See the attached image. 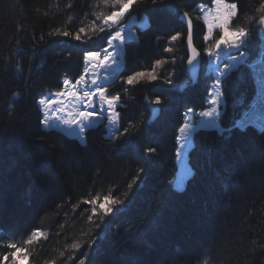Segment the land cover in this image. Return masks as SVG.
I'll return each instance as SVG.
<instances>
[{"label":"trees","instance_id":"16d2710c","mask_svg":"<svg viewBox=\"0 0 264 264\" xmlns=\"http://www.w3.org/2000/svg\"><path fill=\"white\" fill-rule=\"evenodd\" d=\"M228 2L238 3L237 26L250 31L248 55L221 81L219 124L225 131L193 133L192 174L179 190V128L189 108L207 107L215 80L204 66L196 82L189 78L182 15L191 17L202 52L197 5L211 4L139 0L133 6L128 16L146 17L148 24L133 26L136 37L124 43V67L105 86L109 97H120L119 131L109 134L108 119H98L81 142L44 129L37 101L60 92L64 79L76 81L87 51L107 46L105 33L91 27L95 13L111 9L100 0H0V264L12 259L3 262L13 251L7 245L20 246L33 231L43 235L22 245L28 256L23 264H264V105L252 67L264 61V38L247 20L259 15L264 0ZM81 27L85 33L77 41ZM153 69L155 81L126 83L128 76ZM147 97L161 101L155 119ZM150 147L155 151H142ZM106 195L122 203L94 215L91 208ZM96 197V205L85 203ZM74 243L81 247L71 248Z\"/></svg>","mask_w":264,"mask_h":264},{"label":"snow or ice","instance_id":"6c2138e0","mask_svg":"<svg viewBox=\"0 0 264 264\" xmlns=\"http://www.w3.org/2000/svg\"><path fill=\"white\" fill-rule=\"evenodd\" d=\"M100 2L105 6L109 7L111 10L105 13L104 11H99L95 13V20L93 21L91 31L93 33L101 32L105 33V36L101 39L108 45V48H119L123 51L122 45L125 42V26H121V22L124 20L126 14L130 12L134 5L139 3V0H100ZM155 2V0H153ZM209 4L213 7H206L204 4H198L197 8L203 13L202 19L207 26V32L203 39L205 41H210L211 44L207 47V61L209 74H217L215 79V84L212 85V91L208 93L209 99L208 103L212 106L208 111H201L199 116L201 119L199 121L200 128H214L219 134H223L225 129L221 128L218 124V119L221 117L222 113L219 110L222 93L217 91L221 84V78L228 76L232 69H238L239 66L245 62L248 53L244 49L251 43L250 31L246 30L244 27L238 25V15L239 8L238 3L228 2V0H207ZM258 16L247 17L249 23L253 20L255 21V27L252 31L256 32L261 38H264V3H261L260 7L256 9ZM184 17L188 16V13H183ZM100 21L99 24L96 22ZM235 22V23H234ZM188 34L187 43L192 44V33L191 26L192 20L189 18L188 21ZM64 36H69L68 32L59 33ZM81 33H85V28H79V31L75 34V40H81ZM128 39H134V35L129 33ZM177 35H173L171 39L175 41ZM88 40L91 37L87 38ZM87 43V40L84 41ZM117 42V43H113ZM95 47V43H93ZM108 48H100L99 51L90 50L85 54L86 66L84 68V73L79 76V78L72 83L68 79L63 80L64 90L57 93L56 96L59 97H71L72 105L71 107L75 110L69 109L66 116L61 115L55 117L60 120L64 125L68 126L72 132L78 136H82L86 129L93 127L94 123L103 116L104 119H108L113 126L119 123L120 113L117 112L116 106L119 102L120 97L118 95H113L109 97L106 94L104 82L109 83L114 82V74L112 71L113 66L118 63L116 60V55L119 53L110 52ZM167 52H171L172 48L165 49ZM192 56L188 60V64L191 66V71L195 74L197 66L201 63L200 53L195 47L191 49ZM103 53V56L101 54ZM224 60L230 61L226 64L224 69H220V64L216 63ZM163 61L157 60L156 65L161 66ZM253 70L256 73V79L258 84V95L261 100V104L264 105V61H261L259 68L256 65H252ZM99 69H103L100 72ZM155 69L151 72H136L133 75L127 77L126 83L128 85H134L139 83L142 78H147L149 81H155L157 76L154 74ZM104 73H108L105 75ZM86 77H88L86 79ZM118 78V77H115ZM171 83V80L168 81ZM227 83V81H225ZM79 86V87H78ZM39 103L43 106L45 116L43 123L46 126H54L51 123V117L48 115L49 111L63 113L65 109L69 106L65 104L63 99H53L51 95L46 99H41ZM156 104H160L161 101L157 99ZM60 105L56 108H52V105ZM78 105V107H77ZM153 119L156 118L158 112L156 109H152ZM194 115L193 110L189 108L185 113V123L179 128L178 140L181 141L180 148L177 149V156L181 157V163H183V150L186 146L190 145L189 133L192 131V125L190 123L192 116ZM249 120H242L238 123V126L243 128ZM261 127L264 128V117L260 120ZM117 131L119 129L117 128ZM127 131V129H125ZM146 152H154L155 148L142 149ZM188 175H191V169H187ZM182 182V181H181ZM131 187V185H129ZM99 197L91 201H86L85 203H91L96 205V201ZM122 201L113 199L109 195L104 196L103 203L98 204L91 208V212L95 215L98 210H102L105 215L113 211L111 205H119ZM89 220L92 219L91 216L88 217ZM43 234L39 231H33L30 237L26 240L21 241V245L18 246L17 243H9L8 248L13 251L5 254L3 256V262L9 260V256L12 257L11 264H18V260L23 257V259H28L26 255L27 249L24 248L23 244L31 245L33 241L40 239ZM9 239L15 240L17 234L9 233ZM81 245L79 243H74L71 245L73 249H79ZM80 264H84L81 260Z\"/></svg>","mask_w":264,"mask_h":264},{"label":"rangeland","instance_id":"374dc122","mask_svg":"<svg viewBox=\"0 0 264 264\" xmlns=\"http://www.w3.org/2000/svg\"><path fill=\"white\" fill-rule=\"evenodd\" d=\"M206 7H213V5L211 4V5H205ZM201 13V15H200V19L202 20V22H203V19H202V16H203V13L202 12H200ZM129 15V13L128 14H126V16H125V18H124V20L121 22V26H125V36H126V39H125V41L126 40H128V38H127V36H128V34L129 33H131V34H133L134 35V37L136 36L135 35V31L133 30V26H134V24H137L138 26H141V27H144V26H146L147 24H148V19L146 18V17H144L143 19H137L136 17H130V16H128ZM203 24H204V33H203V35H202V41H203V49H202V52H201V56H202V66H204L205 68H204V70H205V72L208 74V76H210V75H212L213 77H214V79H216V75H218V73L217 74H209L208 73V71H207V68H208V64H207V61H208V57H207V52H206V49H207V47H209L210 46V44H211V42L210 41H205L204 39H203V37H204V35L206 34V32H207V26L205 25V23L203 22ZM114 44L115 43H117V42H113ZM124 45V44H123ZM123 45H122V48H123ZM104 48H108V45L107 46H105ZM248 48L246 47L245 49H244V51L247 53V50ZM108 51H110V52H114V54L115 53H119V55H116V60L118 61V63L116 64V65H114L113 66V69L112 70H110V71H112L113 72V74H114V78H115V76H117L118 74H119V72L121 71V69H123V67H124V53H123V51L121 52L120 51V49L119 48H116V49H113V48H108ZM264 54V51L262 52V55ZM261 55V56H262ZM101 56H103V53L101 54ZM262 60V57H261V59L259 60V61H261ZM216 63H219L220 64V69H224V67H225V65L226 64H229L230 63V61H228V60H224L222 63L220 62V61H217ZM85 66H86V61H85V58H84V68H85ZM201 66V67H202ZM99 71L100 72H103V69H99ZM83 73H84V71H83ZM105 75H108V73H104ZM88 77H86V79H87ZM224 77H222L221 78V81H222V79H223ZM71 81V80H70ZM72 83H75V81H71ZM108 83V81H105L104 82V86L106 85ZM215 84V80L211 83V85H210V89H209V92H211L212 91V85H214ZM79 87V86H78ZM64 90V85H63V88H62V90L61 91H63ZM105 90H106V88H105ZM60 91V92H61ZM217 91H219V92H221L222 93V88H221V84H220V86H219V88L217 89ZM208 92V93H209ZM57 93H59V92H56V93H48V94H46L45 96H43V97H41V98H39L38 99V101H37V103H38V106H39V108L41 109V112H42V121H43V119H44V116H45V112H44V108H43V106L39 103V101L41 100V99H46V98H48L50 95H51V97L53 98V99H63L64 100V102H65V104L66 105H68L69 106V108L68 109H65V111L63 112V113H58V112H53V111H49V113H48V115L52 118L51 119V123H52V125H54V126H46L43 122H42V126L45 128V129H47V130H60L61 132H63V133H65V134H67V135H70V136H75V137H77L79 140H81V141H85L86 140V130H85V132L82 134V136H78V135H76V134H74L73 132H72V130L71 129H69L68 128V126H66V125H64L60 120H57L55 117H57V116H61V115H64V116H66V114H67V111L69 110V109H71V110H75L74 108H72L71 107V105H72V99H71V97H57L56 96V94ZM208 99H209V96H207V107L204 109V110H201V111H208V110H210V108L212 107L209 103H208ZM220 99H221V104H220V108H219V110L221 111V109H222V107L224 106V104H225V100H224V96H223V93H222V96L220 97ZM118 104V103H117ZM58 106H60V105H52V108L54 109V108H56V107H58ZM77 107H78V105H77ZM116 110V109H115ZM193 110V109H192ZM201 111H195V110H193V113H194V115L192 116V119H191V121H190V123H191V125H192V131L189 133V137H190V145L189 146H186L185 148H184V150H183V163H181V157H178V172H177V178H176V180H175V187L177 188V189H179V190H181L183 187H184V184H185V181H186V179L190 176V175H188V173H187V169H191V167H190V165H189V163H188V150L190 149V147H191V137H192V134H193V132L199 127V121L201 120V119H206V118H201L200 116H199V113L201 112ZM100 120H104L103 119V117H101V118H99V120L98 121H100ZM98 123V122H97ZM218 124H219V119H218ZM220 125V124H219ZM107 128H108V132H109V134H112V133H114L116 130H117V128H118V124L116 125V126H113L111 123H110V121L109 120H107ZM181 141H179V148H180V145H181ZM191 174H192V169H191ZM182 181V182H181ZM26 261V259H23V257H21L19 260H18V264H23L24 262ZM10 264H11V261L9 262Z\"/></svg>","mask_w":264,"mask_h":264},{"label":"water","instance_id":"95a60500","mask_svg":"<svg viewBox=\"0 0 264 264\" xmlns=\"http://www.w3.org/2000/svg\"><path fill=\"white\" fill-rule=\"evenodd\" d=\"M189 18L191 19V17L189 15L187 17L183 16V21H184V24H185L186 29H187V34H188V30H189L187 21H188ZM191 33H192V38H193L191 45H188L187 36H186V47H187L186 49L188 51L187 60H186V68H187V72H188L189 78L192 81H196L199 78V74H200V68H201V65H202V56H201L200 50L196 47V45L194 43V25H193V21H192V26H191ZM192 47H195L197 49V51L200 53V57H198V59L201 60V63L197 66L195 74H193V72L191 71V66L188 64V60L192 56V52H191ZM145 103H146L148 109L150 110V112L152 114V117H153L152 109H156L157 110L158 115L156 117H158L159 114H160V106L158 104L153 103L149 98H145Z\"/></svg>","mask_w":264,"mask_h":264},{"label":"bare ground","instance_id":"6f19581e","mask_svg":"<svg viewBox=\"0 0 264 264\" xmlns=\"http://www.w3.org/2000/svg\"><path fill=\"white\" fill-rule=\"evenodd\" d=\"M182 17H183V15H182ZM194 43H195V41H194ZM195 45H196V44H195ZM196 47H197V46H196ZM187 52H188V51H187ZM200 52H201V51H200ZM201 66H202V65H201ZM200 72H201V68H200ZM199 77H200V74H199ZM198 79H199V78H198ZM198 79H197V80H198ZM197 80H196V81H197ZM196 81H194V82H196ZM147 98H148V97H147ZM147 108H148V107H147ZM148 110H149V109H148ZM149 111H150V110H149ZM160 111H161V108H160ZM204 130H205V129H204Z\"/></svg>","mask_w":264,"mask_h":264}]
</instances>
